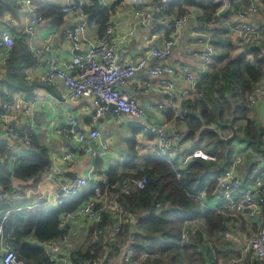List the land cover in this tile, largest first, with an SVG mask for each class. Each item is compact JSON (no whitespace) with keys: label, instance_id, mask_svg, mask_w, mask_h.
<instances>
[{"label":"crops","instance_id":"1","mask_svg":"<svg viewBox=\"0 0 264 264\" xmlns=\"http://www.w3.org/2000/svg\"><path fill=\"white\" fill-rule=\"evenodd\" d=\"M9 1H11V8L9 11L0 13V22L15 35L17 41L10 51V58L7 64L0 65V142L8 145L9 152L13 156L20 157L30 151L31 148L26 146L23 140L13 139L8 133L9 126L13 125L19 128L21 132H26L31 137V140L33 138L46 148L50 167L29 181L12 177L13 191L10 193L9 205L15 211L9 218L8 225L5 228V236L16 251L23 245L39 247L49 251L46 254L52 264H65L71 260V252L88 245L89 231L94 226H97L98 223L85 217L67 220L63 226L59 225L63 235L42 242L43 246L40 247L38 246L40 241L36 238L34 230H31L26 222L28 216L36 210H50L60 207L57 204V198L61 182L83 176L90 178L89 184L78 196L72 197L64 203L69 204L80 198L87 200L92 197L93 188L96 184H108L111 185L109 186L110 188L115 189L125 177H129L131 174H137L135 178L140 177L139 172L145 168L147 156H154L141 152L137 148L138 145L151 138L150 132L143 131L145 124L168 121L170 123L169 130H178L185 136L188 150L197 149L199 133L195 138L188 137V122L185 118L174 117L176 110L167 101V96L162 91L161 81L163 79H171L177 94L184 90H190L191 85L184 77L150 76L147 68L136 74L126 85L120 87L136 99L141 106L147 108V119H133L128 116H121L114 112V108H109L100 119L95 121V109L90 99L71 97L65 86L59 81L49 84H44L40 81L41 76L46 72V64L44 56H36L33 54L32 48L34 46L44 47L49 45L59 55L61 61L66 62L75 53L87 52L91 44L98 40L101 34L100 24L96 20L87 21L80 48L73 50L64 35V31L79 24L82 18L78 13H63L61 11L67 0H33L32 5L35 14H41L38 11L42 6L41 3L57 7L58 14L44 18L35 27L32 34L25 32L29 13L24 0ZM83 1L87 6L93 2V0ZM115 1L107 0L105 5L111 6ZM226 1L228 4L223 7L220 6L215 13L205 11L200 6L183 5L184 13L187 11L191 14L188 24L177 31V43L172 54L166 60L155 64L170 65L174 68L188 65L196 74L198 82L202 76L209 73L210 65L215 62V59L223 56L221 60L217 61L218 67H225L229 60L243 56L253 62L254 56L251 50L254 46L248 44L243 48H238L235 45L231 26L235 24L237 12L240 9L250 4H255L258 7V12L254 14L248 13L247 19L249 22L256 23L264 28V2L263 0ZM158 2L155 0H122L116 5L114 12L110 16L109 23L118 27L117 35L127 34L134 27V32L129 42L118 50L120 61L127 62L140 58L145 51L153 46L161 45L175 33L172 20L170 18L163 20L162 14L147 27L134 26L136 21L134 19V11L151 10L154 13L158 9ZM171 16L177 17L180 14L175 9ZM204 31L211 35L214 43L216 56L211 63H206L192 55L195 49L202 47L198 43V38ZM1 54L2 51H0ZM153 64L154 61L149 62L147 67ZM147 82H150L149 87H147ZM197 95L198 93H195L192 97L184 100V104L189 106L190 103L195 102ZM7 97L19 99L22 104V110L19 112H5L2 109V105ZM158 104H163L166 107V111L158 109L156 107ZM197 108L199 109L200 107ZM198 109L193 110V112L197 113ZM249 109L248 118L254 127H261L264 130V103L259 101L255 106L249 107ZM69 117H75L78 120L80 130L83 132L96 128L100 132V138L91 141V145L94 149L99 150L101 142H105L108 146L107 150L94 157L91 153L86 152L79 142L58 135L57 128L64 124ZM238 123L242 127L245 125V121H239ZM209 127L217 130L224 140L233 134V128L230 129L228 135H223L224 129L220 130L218 128L220 126L215 124L204 126V128ZM242 132L240 131L239 135H242ZM133 142L134 144L131 145ZM229 144L231 146V160L235 154L243 156V162L236 171V175L240 178L243 185L245 187L250 186L258 178L264 180V174L261 173L264 170V155H262L264 136L259 148H256L258 146L248 145V142L241 141L239 138L232 140ZM67 153L73 154V161L65 159ZM133 159L136 167L129 170L126 163ZM248 161H250L249 165H247ZM192 162L193 160L187 165L184 172ZM10 169H12L11 163ZM127 172L130 175L124 176L123 174ZM110 173H112V181L109 180ZM218 174L217 169H212L206 174L207 187L210 182L215 181ZM131 188H135L134 184H132ZM110 191L113 192L111 189ZM211 199L214 200V197H210V194H208L207 202L209 205H214L215 202L211 201ZM96 207L100 211L101 221L105 215L107 216L106 224L112 221L113 215L109 211L111 209L109 198H102L96 204ZM131 218L133 219V227L129 230L115 236L109 234L99 238L104 245V251L101 256H106L108 264H125L123 261L124 244L127 243L131 235L135 238L133 244L137 243L135 233L139 232L136 227L139 218H135V216ZM241 218L242 220L238 216L231 218L232 221L229 223V230L224 234L223 243L216 246V251L212 247L213 256H206V264H217L218 262L227 264L239 263L240 260V264H247L246 256L241 251L240 241L242 236L257 229L258 219L245 214L241 215ZM192 224L194 228H197V231H202L205 238L207 237L201 217H198L197 222ZM229 231L237 235L239 240L235 241L229 238L226 235ZM207 246L211 247L210 243H207ZM158 256L160 255L151 256L143 253L140 258H133L129 264H142L145 259L155 260ZM20 257L25 264L27 261L29 262L25 255H20Z\"/></svg>","mask_w":264,"mask_h":264},{"label":"built area","instance_id":"2","mask_svg":"<svg viewBox=\"0 0 264 264\" xmlns=\"http://www.w3.org/2000/svg\"><path fill=\"white\" fill-rule=\"evenodd\" d=\"M98 3L105 5L107 0H97ZM160 1V0H159ZM163 5L160 9L162 19H171L175 28V33L170 38L166 39L161 45L153 46L136 60L127 62L120 61L118 50L121 46L129 42L132 30L121 36L117 35V26L107 24L98 40L91 44L87 52L75 53L66 62H62L59 55L49 46L44 47L34 46L33 54L36 56H44L46 64V72L41 76L40 81L44 84L53 82H61L67 89L68 94L74 98H88L94 105L95 121L100 119L109 109L110 105H114V112L121 116H128L133 119L146 120L148 117L147 108L141 106L139 102L131 97L127 92L120 87L126 85L136 74L146 70L150 76H174L184 77L191 85L190 90H184L180 94L175 92L174 84L171 79H163L161 81L162 91L167 96V101L176 110L174 117L184 119L189 110L184 105V100L192 97L197 93V76L188 65H181L174 68L170 65L155 64L166 60L173 52L176 41L177 31L183 29L188 24L191 14L187 11L180 16L172 17L163 14L165 5L172 0H161ZM212 2L221 3V7L226 6V0H210ZM33 0H24L25 6L28 9V19L25 26V32L32 34L35 27L40 24L44 18L41 14H35L32 5ZM85 2L83 0H67V3L62 6L63 13H78L82 21L67 28L64 31L66 39L71 44L73 50L80 48L83 40V33L86 28V23L90 14L85 10ZM258 7L255 4H250L237 12V20L231 26V32L234 37L235 45L238 48H243L250 44L261 48L260 56H264V48L261 47L264 41V28L256 23L249 22L247 19L248 13H257ZM151 10H135L134 26L147 27L154 20ZM16 37L12 32L0 22V65L7 64L10 58V51L16 44ZM198 43L201 48L195 49L192 53L194 57H198L210 63L215 56V48L211 35L204 31L198 38ZM154 61V64L147 67L149 62ZM150 82H147V87ZM259 101L264 103V82L256 86L248 99L249 107L255 106ZM162 111H166L163 104L156 106ZM5 112L22 110V104L19 99L7 97L2 105ZM170 123L157 122L145 124L143 131L150 132L151 138L146 142L138 145V149L149 155H154L162 158L174 169L176 177L181 178L184 169L191 160L202 159L206 161L216 160V156L201 148L188 150L185 136L178 130H169ZM213 128V127H209ZM8 133L13 139L23 140L24 144L29 148L32 147L31 137L26 132H21L15 126H9ZM57 134L70 140L79 142L82 148L97 157L101 152L107 150L108 146L105 142H101V148L94 149L91 141L100 138V132L96 128H92L87 132L80 130L79 122L75 117H69L68 120L57 128ZM18 157L11 158L13 163ZM65 159L73 161L72 153H67ZM243 162L241 154H235L228 166H226L215 178V185L210 193V197L217 200L214 205H209L208 190L203 188L194 193H188V196L195 201L198 206L204 209H214L226 217L234 218L241 215H249L258 219V227L256 230L242 236L240 247L242 254L246 256L247 264H264V180L258 178L250 186L245 187L236 175V171ZM89 177H76L70 181L61 182L58 189L57 204L61 206L68 199L78 196L83 189L89 184ZM148 182L146 175L131 181H124L118 185L119 194H129L131 186L137 189L145 188ZM110 185L96 184L93 188L92 197L82 202L76 209L65 211L60 216V226H63L67 220H73L77 217H85L88 220L101 222V215L96 204L104 197L109 198L110 213L112 221L99 227L95 237L99 239L105 235H118L122 233L123 225L127 222L130 216L129 211L118 200V193L110 191ZM10 194L0 192V264H25L24 260L15 251L12 243L5 236V228L12 213L15 211L9 205ZM160 203L157 207H160ZM197 218L189 219L185 222L181 231L180 244H185L189 241L190 236H193L197 228L193 227L192 223H196ZM229 238L238 241L239 237L234 233L226 234ZM135 238L131 235L126 244H124L123 261L129 264L134 255L133 242ZM46 253H49L46 250ZM148 255V254H146ZM152 256V255H151ZM229 263V264H240ZM65 264H73L67 261ZM91 264H108L106 256H100ZM227 264V263H217Z\"/></svg>","mask_w":264,"mask_h":264},{"label":"trees","instance_id":"3","mask_svg":"<svg viewBox=\"0 0 264 264\" xmlns=\"http://www.w3.org/2000/svg\"><path fill=\"white\" fill-rule=\"evenodd\" d=\"M121 1L116 0L111 6H106L93 0L91 5L85 6L86 12L90 14L88 21L96 20L101 26L102 33L106 25L109 24L110 16L116 5ZM41 5L38 11L43 18L58 14L57 7L42 3ZM183 5H196L204 8L205 11L215 13L221 3L210 0H172L166 5L163 14L171 16L177 9L178 13L182 15L184 13ZM10 8L11 1L0 0V13L9 11ZM48 10L49 12H47ZM261 47L264 48V41ZM251 53L254 56L253 62L243 56L229 60L225 67L217 66V61L224 56L215 59V55L213 58L215 62L210 65L209 73L202 76L197 82V99L189 106L184 104L189 110L185 116L189 127L188 137L195 138L199 133L197 147L215 155L216 161L195 159L178 179L171 165L162 158L147 156L146 166L139 172L140 177L146 175L148 178L145 188H131L129 194H119L118 187L110 188L113 190L112 193H118V200L130 213L129 219L123 225V230L126 231L133 227L131 217L139 218L136 224L139 232L135 233L137 243L133 244L134 259L140 258L143 253L161 255L172 252L171 259L175 262L174 264H206V256H213L212 247L216 251V246L223 243L224 234L229 230V223L232 221L231 218L214 209L202 210L188 196V193H194L207 187L206 174L212 169H217V172L220 173L231 162L230 144H226L217 130L204 128L205 125L215 124L220 126L218 127L220 130L233 128L238 132L236 138L248 142V145L253 147L258 146L256 148H259L260 146L264 130L261 127L255 128L248 118L250 111L248 99L254 88L263 82L264 56H260L261 48L258 46H254ZM195 109H198L197 113L193 112ZM226 111L230 112L231 118L223 125L221 119ZM239 121H245V125L241 126L242 135H239V131L235 127V123ZM133 144L134 142L131 145ZM262 155H264V150H262ZM12 157L14 156L9 152L8 145L0 142V192L3 193L10 194L13 191L12 177L29 181L50 167L46 148L33 138L32 147L27 154L18 157L13 163L11 162ZM10 163L12 169H10ZM126 165L129 170L135 168V160H130ZM261 173L264 174V170ZM111 175L112 173L109 174L110 181H112ZM123 175L127 176L130 173L127 172ZM135 177L137 174H131L125 178ZM124 179L120 183L132 180ZM214 185L215 182L209 183L208 194L211 193ZM83 201L85 200L80 198L56 209L36 210L26 220L28 227L34 230L35 236L40 242L60 237L63 235L59 229L61 213L74 210ZM158 203H160V207H157ZM198 217L203 219L207 237L205 238L202 231L198 230L193 236H190L187 243L180 244L184 223L191 218ZM106 222L107 216L105 215L102 221L89 231L88 245L71 252L70 259L73 264H91L102 255L104 245L101 240L95 237V234L97 229L105 225ZM206 242L210 243L211 247L207 246ZM16 252L19 256L25 255L29 259L26 264H52L46 251L42 248L23 245ZM180 257L181 259H177Z\"/></svg>","mask_w":264,"mask_h":264},{"label":"rangeland","instance_id":"4","mask_svg":"<svg viewBox=\"0 0 264 264\" xmlns=\"http://www.w3.org/2000/svg\"><path fill=\"white\" fill-rule=\"evenodd\" d=\"M230 118H231V116H230V112H228V111H226L225 113H224V116H223V118L221 119L222 121H221V123H224V124H226L229 120H230ZM237 126V127H236ZM235 127L238 129V131H239V133H240V131H242V129H241V124L240 123H238V122H236L235 123ZM223 130V129H222ZM230 133V130H225L224 129V131H223V135H228ZM236 139V138H235ZM234 139V140H235ZM192 141V140H191ZM250 164V161H248L247 162V165H249ZM211 201H213V202H216L217 200H213V199H211ZM238 218H240V220H242V218H241V216L239 217L238 216ZM230 232V231H229ZM219 250V249H218ZM223 251H224V249H222ZM220 251V250H219ZM221 252V251H220ZM172 252H169V253H167V254H161L160 256H158V258H156L155 260H152V259H145V261H142V262H144V263H147V264H174L175 262L173 261V259H171L172 257L171 256H173L172 254H171ZM177 259H181V257L180 258H177ZM183 259V258H182Z\"/></svg>","mask_w":264,"mask_h":264},{"label":"water","instance_id":"5","mask_svg":"<svg viewBox=\"0 0 264 264\" xmlns=\"http://www.w3.org/2000/svg\"><path fill=\"white\" fill-rule=\"evenodd\" d=\"M162 5H163V1L160 0V1L157 3V7H158V9L155 10V11H154V14H153L155 20H157V19L159 18V15H160V10H159V8H161ZM109 108H114V105H110ZM235 136H236V132H235V130L233 129V134H232L231 136H229L228 138L225 139L226 144H229L232 140H234ZM38 246H40V247L43 246V243H42V242H38Z\"/></svg>","mask_w":264,"mask_h":264}]
</instances>
